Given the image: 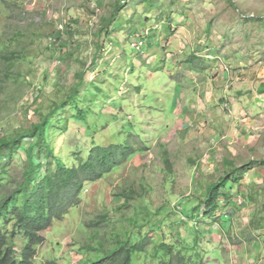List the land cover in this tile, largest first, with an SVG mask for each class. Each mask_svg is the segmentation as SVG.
I'll use <instances>...</instances> for the list:
<instances>
[{
    "label": "rangeland",
    "instance_id": "obj_1",
    "mask_svg": "<svg viewBox=\"0 0 264 264\" xmlns=\"http://www.w3.org/2000/svg\"><path fill=\"white\" fill-rule=\"evenodd\" d=\"M178 33L181 56L197 49L185 67L169 58ZM80 77L75 104L51 118L67 122L53 132L56 152L73 161L93 142L137 151L43 232L35 264H75L89 245L140 224L155 244L165 233L199 264H264V165L232 185L233 206L218 221L188 217L210 183L264 160V0H0V138L40 122ZM76 106L86 124L73 118ZM32 142L24 138L14 176ZM123 188L138 197L119 217L114 193ZM105 213L107 225H91ZM162 262L151 246L138 264Z\"/></svg>",
    "mask_w": 264,
    "mask_h": 264
},
{
    "label": "trees",
    "instance_id": "obj_2",
    "mask_svg": "<svg viewBox=\"0 0 264 264\" xmlns=\"http://www.w3.org/2000/svg\"><path fill=\"white\" fill-rule=\"evenodd\" d=\"M120 10L117 8V11ZM115 15L109 19L107 25L114 21ZM249 20L260 21L262 18L250 17ZM196 57V53H191L187 63L191 60L194 62ZM82 83L81 78L70 99L55 105L41 117L40 122L25 129L22 135L0 138V264H35L38 246L46 241L43 232L51 228L55 221L64 219L72 208L81 204L82 194L88 186L128 162L137 151L132 145L122 147L120 143L102 145L93 142L84 149V155L82 149L75 152L73 161L56 152L53 132L57 129L66 130L67 122L66 119L60 118L52 121L51 118L68 104L74 103ZM76 109L73 118L86 124L85 109L79 106H76ZM27 136L32 137L34 142L26 150L23 168L14 176L11 167ZM226 163L230 161L226 160ZM262 165L264 160L252 161L249 166H233L220 176L218 181L208 185L199 203L188 210L191 213L188 217L194 220L202 214L205 219L218 221L220 216L216 215L217 211L224 206H233L232 185H240L244 174L251 167ZM114 195L119 200L122 199L118 212L119 217H125L131 202L138 194L132 189L128 191L123 188ZM220 200L225 202V205L221 206ZM111 218V214H100L91 225L101 229ZM182 218L185 219V216ZM136 227L142 231H126L123 233L124 237L115 233L108 242L99 240L97 244L89 245L87 250L91 255L83 256L75 264H138L141 255L146 254L151 246L156 254L163 257V264H199L182 247L177 249L165 233L161 242L155 244L149 231H143L146 224ZM188 247L186 246V249ZM45 264L61 263L50 259Z\"/></svg>",
    "mask_w": 264,
    "mask_h": 264
},
{
    "label": "crops",
    "instance_id": "obj_3",
    "mask_svg": "<svg viewBox=\"0 0 264 264\" xmlns=\"http://www.w3.org/2000/svg\"><path fill=\"white\" fill-rule=\"evenodd\" d=\"M188 25H186V27H187ZM182 27H184V26H182ZM181 31H184V28H182L181 29ZM177 36H183L182 34H180V33H178V34H173L172 36H170V38H169V42H167V44H169V52H171L172 53V55L169 57V58H172V59H175V60H180V61H185L184 63H183V67H185V66H187V65H191V64H189V63H186L187 61V59H188V57L190 56V54L191 53H196L195 51L197 50V49H195V48H193L191 51H189V52H187V54L186 55H184V56H181L180 54H179V52L181 51V50H179L178 51V48L180 47L179 46V44H180V42H178L177 41ZM204 36V34H202L200 37H201V39H202V37ZM179 41H181V39L179 40ZM182 43H184V42H182ZM202 44V43H201ZM148 45H149V43H148ZM170 46L172 47V48H170ZM183 48L184 49H186L187 47L185 46V44H183ZM182 48V49H183ZM177 50V51H176ZM182 52V51H181ZM183 52H185V51H183ZM175 54H178L179 55V57H176V58H173L174 57V55ZM182 59V60H181ZM178 71H181V67L178 69Z\"/></svg>",
    "mask_w": 264,
    "mask_h": 264
},
{
    "label": "built area",
    "instance_id": "obj_4",
    "mask_svg": "<svg viewBox=\"0 0 264 264\" xmlns=\"http://www.w3.org/2000/svg\"><path fill=\"white\" fill-rule=\"evenodd\" d=\"M143 43H144L143 40H139V41L133 42L132 46L140 48L143 45Z\"/></svg>",
    "mask_w": 264,
    "mask_h": 264
}]
</instances>
